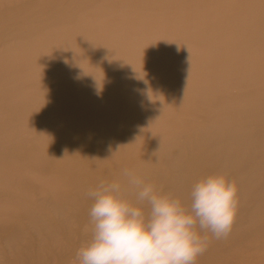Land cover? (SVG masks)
<instances>
[{
	"label": "bare ground",
	"instance_id": "1",
	"mask_svg": "<svg viewBox=\"0 0 264 264\" xmlns=\"http://www.w3.org/2000/svg\"><path fill=\"white\" fill-rule=\"evenodd\" d=\"M124 169L185 204L226 175L195 264H264V0H0V264H80Z\"/></svg>",
	"mask_w": 264,
	"mask_h": 264
},
{
	"label": "clouds",
	"instance_id": "2",
	"mask_svg": "<svg viewBox=\"0 0 264 264\" xmlns=\"http://www.w3.org/2000/svg\"><path fill=\"white\" fill-rule=\"evenodd\" d=\"M128 188L119 181L89 189L92 237L79 249L80 264H195L207 250L210 231L226 237L237 214V186L224 174L196 182L190 203L163 194L124 169Z\"/></svg>",
	"mask_w": 264,
	"mask_h": 264
},
{
	"label": "rangeland",
	"instance_id": "3",
	"mask_svg": "<svg viewBox=\"0 0 264 264\" xmlns=\"http://www.w3.org/2000/svg\"><path fill=\"white\" fill-rule=\"evenodd\" d=\"M74 79H75L74 82H76V84H79L80 87L83 86L82 89L85 91V87H86V86H85V84L83 83V81H81V79H80L78 76L75 77ZM81 93H82V90H81ZM196 93H198L199 96H201V95L203 94V91L198 89Z\"/></svg>",
	"mask_w": 264,
	"mask_h": 264
}]
</instances>
